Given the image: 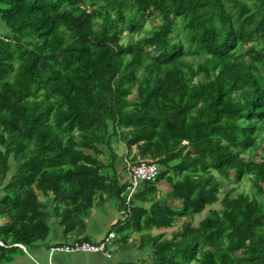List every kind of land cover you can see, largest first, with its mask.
Returning <instances> with one entry per match:
<instances>
[{"label":"trees","instance_id":"obj_1","mask_svg":"<svg viewBox=\"0 0 264 264\" xmlns=\"http://www.w3.org/2000/svg\"><path fill=\"white\" fill-rule=\"evenodd\" d=\"M260 137L264 0H0L3 242L46 244L49 198L81 232L107 195L127 210L111 253H150L122 264H264ZM117 144L159 167L129 203L107 172ZM20 250L0 245V263Z\"/></svg>","mask_w":264,"mask_h":264},{"label":"crops","instance_id":"obj_2","mask_svg":"<svg viewBox=\"0 0 264 264\" xmlns=\"http://www.w3.org/2000/svg\"><path fill=\"white\" fill-rule=\"evenodd\" d=\"M117 152L118 157L115 160V166L113 170L110 168L107 172L110 175L116 173L121 183H128V166L131 161H129L130 159L127 156L125 146L120 145L117 148ZM142 183L137 186L134 194L140 189ZM158 186L161 189L159 196H164L170 189V186L165 180H161ZM127 194L126 192L125 195ZM49 200L50 204L45 209L50 219V233L46 244H41L39 247H36L38 248L35 251L36 254L30 252L26 247L27 251H17L11 260L1 262L0 264H122L149 258L150 253L138 247L117 249L110 257L100 252L77 251L50 253V247L60 243H68L79 239H86L87 241L95 243L101 241L112 230V226L116 222L127 217V210L121 207L118 198H109L107 195L103 197L98 196L90 213L85 217L84 229L81 232L77 230L67 234L64 227L60 224L59 218L55 216L52 210V198H49ZM159 230L163 231L162 229H154L153 233H157ZM139 236L140 234L134 233L131 241L137 239Z\"/></svg>","mask_w":264,"mask_h":264},{"label":"built area","instance_id":"obj_3","mask_svg":"<svg viewBox=\"0 0 264 264\" xmlns=\"http://www.w3.org/2000/svg\"><path fill=\"white\" fill-rule=\"evenodd\" d=\"M159 174V167L154 162H149L144 159L138 162H132L128 166L129 186L127 188V203L131 200L137 186L144 181H155ZM115 232L110 231L101 241L92 243L90 241L74 240L68 243H60L50 247V253L53 252H100L107 257L112 255L111 249L114 247L113 239ZM1 246H18L22 250L27 251L26 246L21 242L5 243L0 240Z\"/></svg>","mask_w":264,"mask_h":264},{"label":"rangeland","instance_id":"obj_4","mask_svg":"<svg viewBox=\"0 0 264 264\" xmlns=\"http://www.w3.org/2000/svg\"><path fill=\"white\" fill-rule=\"evenodd\" d=\"M156 22V21H155ZM263 137V136H262ZM121 145V144H120ZM119 144H117V147L118 146H120ZM264 156V141L262 140V138L260 137V139H259V146H258V148H257V150H256V159L257 160H261L262 159V157ZM11 167H13L14 166V162L13 161H11ZM233 177V180L231 181V182H227V185H226V187H230V186H238V190H240V191H246V192H249V193H251V191H252V187H251V182L249 181V179H247V178H245V179H243V180H241V181H236V178H237V175H233L232 176ZM2 192L0 191V197L2 196ZM222 196V195H221ZM213 207H216V208H218V207H220V204L219 203H216V204H214L213 205ZM209 208V207H208ZM207 210L208 209H206L204 212H202V213H200V214H196L195 216H194V219H193V223L194 224H197L198 223V221L199 220H201L203 217H204V215L207 213ZM3 220V219H2ZM189 220H191V218L190 217H185V218H181V219H177V221H176V223L172 226V227H170V228H166V229H162V230H165L166 231V233H167V235H169L173 230H176V228L177 227H179V226H181L184 222H186V221H189ZM181 221H183V222H181ZM50 222V219L48 218V223ZM160 231V230H159ZM158 231V232H159ZM40 246V245H39ZM39 246H37V247H39ZM28 249H29V251L30 252H32L33 254H36V249H38V248H36V247H34V248H32V247H28ZM19 253V252H18ZM20 254V253H19ZM20 256H21V254H20Z\"/></svg>","mask_w":264,"mask_h":264}]
</instances>
